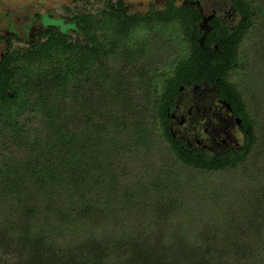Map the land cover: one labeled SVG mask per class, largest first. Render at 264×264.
<instances>
[{
	"label": "trees",
	"instance_id": "16d2710c",
	"mask_svg": "<svg viewBox=\"0 0 264 264\" xmlns=\"http://www.w3.org/2000/svg\"><path fill=\"white\" fill-rule=\"evenodd\" d=\"M200 43L184 3L122 0L0 53V264H264V0H225ZM82 36L71 40L68 29ZM186 80L235 100L237 154L179 149L165 105Z\"/></svg>",
	"mask_w": 264,
	"mask_h": 264
},
{
	"label": "flooded vegetation",
	"instance_id": "af4514ba",
	"mask_svg": "<svg viewBox=\"0 0 264 264\" xmlns=\"http://www.w3.org/2000/svg\"><path fill=\"white\" fill-rule=\"evenodd\" d=\"M195 4L204 24L200 43L210 31L208 22L212 18L228 24L236 20V13L228 8L225 0L213 6L208 14L203 13L198 1ZM223 95L220 89L205 82L197 84L186 80L178 85L164 109L170 139L179 149L189 154L202 152L217 157H229L243 149L248 127L237 102Z\"/></svg>",
	"mask_w": 264,
	"mask_h": 264
},
{
	"label": "rangeland",
	"instance_id": "374dc122",
	"mask_svg": "<svg viewBox=\"0 0 264 264\" xmlns=\"http://www.w3.org/2000/svg\"><path fill=\"white\" fill-rule=\"evenodd\" d=\"M117 0H0V53L5 49V37L14 34L19 41L12 43V49H23L30 40L35 39L44 28L43 21L38 16L52 19L67 18L80 13H95L109 3ZM124 10L129 15H146L161 12L167 8L168 0H122ZM174 7H180L187 2L190 7L199 11L195 2L200 3V9L208 14L212 7L222 0H170ZM201 15V14H200ZM203 22L197 23V31L204 28ZM71 40L83 41V38L72 28L68 29Z\"/></svg>",
	"mask_w": 264,
	"mask_h": 264
},
{
	"label": "water",
	"instance_id": "95a60500",
	"mask_svg": "<svg viewBox=\"0 0 264 264\" xmlns=\"http://www.w3.org/2000/svg\"><path fill=\"white\" fill-rule=\"evenodd\" d=\"M205 24L207 23V20H204Z\"/></svg>",
	"mask_w": 264,
	"mask_h": 264
}]
</instances>
